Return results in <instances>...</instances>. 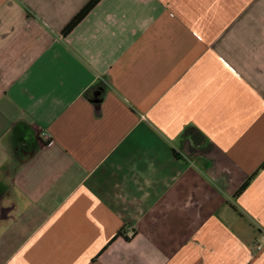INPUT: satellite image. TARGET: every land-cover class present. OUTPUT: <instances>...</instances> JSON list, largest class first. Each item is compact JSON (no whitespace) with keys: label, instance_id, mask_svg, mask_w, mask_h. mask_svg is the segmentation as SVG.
I'll use <instances>...</instances> for the list:
<instances>
[{"label":"crops","instance_id":"obj_1","mask_svg":"<svg viewBox=\"0 0 264 264\" xmlns=\"http://www.w3.org/2000/svg\"><path fill=\"white\" fill-rule=\"evenodd\" d=\"M91 1L0 0V264H264V0Z\"/></svg>","mask_w":264,"mask_h":264},{"label":"trees","instance_id":"obj_2","mask_svg":"<svg viewBox=\"0 0 264 264\" xmlns=\"http://www.w3.org/2000/svg\"><path fill=\"white\" fill-rule=\"evenodd\" d=\"M101 0H92L69 24V26L63 31V35H68L100 2ZM247 184H245L241 190L238 192L239 195L245 188Z\"/></svg>","mask_w":264,"mask_h":264},{"label":"built area","instance_id":"obj_3","mask_svg":"<svg viewBox=\"0 0 264 264\" xmlns=\"http://www.w3.org/2000/svg\"><path fill=\"white\" fill-rule=\"evenodd\" d=\"M42 139L45 141V142H48V143H52V138L49 134H46V133H42ZM134 234L133 232H128L127 233V238L131 239L133 238ZM257 250H260L261 247L260 246H257L256 248Z\"/></svg>","mask_w":264,"mask_h":264},{"label":"water","instance_id":"obj_4","mask_svg":"<svg viewBox=\"0 0 264 264\" xmlns=\"http://www.w3.org/2000/svg\"><path fill=\"white\" fill-rule=\"evenodd\" d=\"M96 102H98V100H96Z\"/></svg>","mask_w":264,"mask_h":264}]
</instances>
